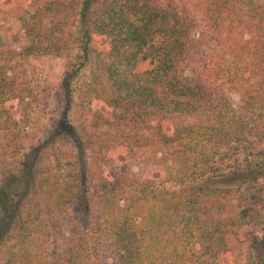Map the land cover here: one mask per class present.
Returning <instances> with one entry per match:
<instances>
[{"label": "trees", "instance_id": "trees-1", "mask_svg": "<svg viewBox=\"0 0 264 264\" xmlns=\"http://www.w3.org/2000/svg\"><path fill=\"white\" fill-rule=\"evenodd\" d=\"M5 13L26 55L72 43L95 69L82 117L21 152L27 97L0 58V264H264V0H0Z\"/></svg>", "mask_w": 264, "mask_h": 264}, {"label": "rangeland", "instance_id": "rangeland-1", "mask_svg": "<svg viewBox=\"0 0 264 264\" xmlns=\"http://www.w3.org/2000/svg\"><path fill=\"white\" fill-rule=\"evenodd\" d=\"M14 5L15 3H12L11 7ZM0 27L11 30V44L4 47L0 46V58L9 61L10 66H12L11 72L27 97L29 123L25 130H22L19 143H22L21 152H29L34 145L41 144L53 133L57 134L58 130H68V126L72 124V120L76 117H82L88 102L91 78L95 68L91 62L85 65L84 68L81 67L79 52L72 43H69L61 54L26 55L24 47L27 45V41L15 21L14 15L8 13L0 15ZM73 70H79L80 72L74 79L75 99L72 110L69 112L66 105L61 102L60 97L63 78H65L66 72H72ZM230 97L235 105L240 104L238 93H231ZM92 106L95 109L100 108L96 102H93ZM60 144L63 143L60 142ZM65 146L69 148L70 145ZM13 156L12 150L4 155L7 164L12 165L16 162L21 153L16 158ZM121 163L127 164L138 175L148 174V176H151L157 170L156 167L147 166L144 162L138 160L126 159ZM1 167L0 164V170ZM66 210L64 209L62 212L64 213ZM68 210L72 212L71 209ZM258 230V226L244 227L240 231V238L247 243L251 237L258 233ZM58 236L54 237L53 246L60 244Z\"/></svg>", "mask_w": 264, "mask_h": 264}]
</instances>
